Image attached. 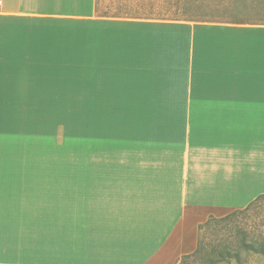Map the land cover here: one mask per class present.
I'll list each match as a JSON object with an SVG mask.
<instances>
[{
	"label": "crops",
	"instance_id": "1",
	"mask_svg": "<svg viewBox=\"0 0 264 264\" xmlns=\"http://www.w3.org/2000/svg\"><path fill=\"white\" fill-rule=\"evenodd\" d=\"M100 5L3 0L0 264H178L264 195V25Z\"/></svg>",
	"mask_w": 264,
	"mask_h": 264
},
{
	"label": "rangeland",
	"instance_id": "2",
	"mask_svg": "<svg viewBox=\"0 0 264 264\" xmlns=\"http://www.w3.org/2000/svg\"><path fill=\"white\" fill-rule=\"evenodd\" d=\"M179 0H100L101 13L118 17H145L194 21H222L231 19V12L235 10L231 4L228 9L215 6L218 1L227 0H188L185 12H180ZM196 2H198L196 4ZM200 6L198 7L197 5ZM239 10L250 13L255 18L251 8L244 4L238 5ZM250 7V6H249ZM218 8V11H217ZM228 11V12H226ZM252 17V16H251ZM90 117H85L84 155H91ZM89 136V137H86ZM264 236V201L251 205L245 209L231 211L221 217L212 216L199 227V240H204L206 250L203 258L190 259L186 264H264V260L243 249L245 242ZM239 252L242 256L237 262L232 257ZM221 256V257H220ZM93 263L96 260H87ZM79 261L69 260V263Z\"/></svg>",
	"mask_w": 264,
	"mask_h": 264
},
{
	"label": "trees",
	"instance_id": "3",
	"mask_svg": "<svg viewBox=\"0 0 264 264\" xmlns=\"http://www.w3.org/2000/svg\"><path fill=\"white\" fill-rule=\"evenodd\" d=\"M187 3H189L188 0L178 1V7H179L180 12H185V8L186 6H188ZM197 3L198 2H196V4ZM216 3L217 4L215 6H217L218 8L220 6H223L225 9H228L229 7H232V6L235 7V10L231 12V19L230 18L224 19L222 21L231 22V23L255 22V25H264V0H227V1H218ZM230 4L232 6H230ZM239 4L241 5L244 4L246 6V9L251 8V10L255 12V18H253V15L250 13H245V12L240 11L239 10L240 7H238ZM197 6L199 7L200 4ZM218 8H217V11H218ZM261 201H264V195L259 196L249 206L261 203ZM243 249L249 253L255 254V256H258L264 260V236H261L258 238L255 237V240L250 241V242H245L243 244ZM205 250H206L205 241L199 240L196 251L193 254L184 256L179 261L178 264H186L187 261H189L190 259H194V258H198V259L203 258L205 256L203 255L205 253ZM235 254L236 255H234V257L232 258L236 260L237 262H239L242 256L239 255V252H236Z\"/></svg>",
	"mask_w": 264,
	"mask_h": 264
},
{
	"label": "built area",
	"instance_id": "4",
	"mask_svg": "<svg viewBox=\"0 0 264 264\" xmlns=\"http://www.w3.org/2000/svg\"><path fill=\"white\" fill-rule=\"evenodd\" d=\"M3 5V0H0V8L2 7Z\"/></svg>",
	"mask_w": 264,
	"mask_h": 264
}]
</instances>
